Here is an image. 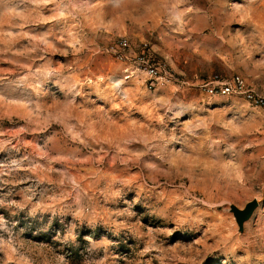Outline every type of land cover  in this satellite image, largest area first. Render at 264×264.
Segmentation results:
<instances>
[{"label":"rangeland","instance_id":"1","mask_svg":"<svg viewBox=\"0 0 264 264\" xmlns=\"http://www.w3.org/2000/svg\"><path fill=\"white\" fill-rule=\"evenodd\" d=\"M233 75L264 92V0H0V264H264V110L201 88Z\"/></svg>","mask_w":264,"mask_h":264},{"label":"built area","instance_id":"2","mask_svg":"<svg viewBox=\"0 0 264 264\" xmlns=\"http://www.w3.org/2000/svg\"><path fill=\"white\" fill-rule=\"evenodd\" d=\"M110 52L120 63L124 64V73L127 77L133 75L143 77L149 90H155L172 77L167 64L156 59L148 49L143 48L139 53L132 55L130 43L125 37L112 43ZM201 88L210 95H239L249 105L264 110V92L249 86L240 75H233L227 79L216 77L212 81L203 83Z\"/></svg>","mask_w":264,"mask_h":264},{"label":"water","instance_id":"3","mask_svg":"<svg viewBox=\"0 0 264 264\" xmlns=\"http://www.w3.org/2000/svg\"><path fill=\"white\" fill-rule=\"evenodd\" d=\"M258 205L256 199L248 202L243 209H239L235 205H230V210L234 215L239 231L243 230L244 223L250 219Z\"/></svg>","mask_w":264,"mask_h":264}]
</instances>
